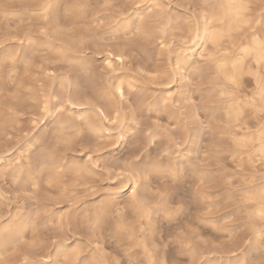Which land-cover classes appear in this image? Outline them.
<instances>
[{"label":"rangeland","instance_id":"1","mask_svg":"<svg viewBox=\"0 0 264 264\" xmlns=\"http://www.w3.org/2000/svg\"><path fill=\"white\" fill-rule=\"evenodd\" d=\"M40 1L0 0V230L13 220L25 222L0 250V264H70L59 253L62 244L86 246L90 250L83 255H99L104 264H124L126 258L141 264H261L264 220L256 210L264 202L251 196L264 185V104L249 103L254 75L242 78L238 101L220 97L224 86L215 77L212 58L219 53L235 56L248 46L250 33L260 28L264 0H250L256 6L254 18L219 42L208 39L195 46L180 44V29L169 38L163 31L168 17L181 27L189 20L197 27L203 24L204 0H168L174 5L169 15L145 23L139 20L145 12L133 4H168L52 0L54 14L43 15ZM243 24L250 26L237 33ZM61 40L70 42V56L79 50L87 68L81 69L69 55L61 56ZM65 78L74 82L70 91L88 103L83 106L87 112L100 101L99 92L113 93L122 106L121 118L108 122L101 117L91 129L87 114H80L78 102H71L62 88ZM181 92L186 95L177 99ZM232 103L242 106L238 121L226 117ZM64 117L78 126L60 133L57 122ZM50 148L60 160L56 174L44 162ZM117 160L129 164L125 172L137 162L154 160L167 170L159 182L150 177L147 188L142 182L135 187L141 203L150 207V221H136L138 210L130 206L133 184L108 175L113 172L109 162ZM107 199L126 204L133 235L111 221L107 233L84 224L83 212Z\"/></svg>","mask_w":264,"mask_h":264},{"label":"bare ground","instance_id":"2","mask_svg":"<svg viewBox=\"0 0 264 264\" xmlns=\"http://www.w3.org/2000/svg\"><path fill=\"white\" fill-rule=\"evenodd\" d=\"M38 0H36L37 2ZM141 1V0H140ZM241 2H246L249 3L250 0H207V6L205 7L206 10V15L205 18L203 17L204 20L207 21L208 24V28H207V39L213 40V33L217 34V38H218V42L219 40H221L222 37H224V35L226 33H228L229 31H232L233 28L239 26L240 23L244 22V20L240 19L237 14H236V9L235 7H228L229 4L232 5H236L239 4ZM60 3V2H59ZM86 3V2H85ZM157 3V2H156ZM155 3V4H156ZM159 3V1H158ZM72 4V3H71ZM88 4V3H87ZM58 5V4H57ZM220 5H224V7H221ZM40 6L39 8H41L43 15H49L51 12H53L52 9V0H41L40 1ZM79 7V6H78ZM87 7V6H86ZM67 8V7H66ZM61 10V9H60ZM33 12V10H32ZM35 12V11H34ZM62 12V11H61ZM78 13V12H77ZM82 12H80L81 15ZM85 13V12H84ZM27 14V13H26ZM54 14V12H53ZM172 15V14H171ZM56 16V15H55ZM60 17V16H59ZM64 17V16H63ZM179 16H177L176 18H178ZM163 18V17H162ZM166 18V17H165ZM260 18V17H259ZM161 19V18H160ZM203 20V21H204ZM61 21V20H60ZM163 21V20H162ZM202 21V22H203ZM64 22V21H63ZM146 22V21H145ZM144 22V23H145ZM161 22V21H159ZM204 23V22H203ZM198 24V23H197ZM249 24V23H248ZM156 25H160V24H156ZM166 29L163 31L164 36H166V38L168 36H172L176 33L177 29L183 30V27H181V25H179V23L177 22V20L175 18L172 17H168L167 18V22H166ZM244 25V24H243ZM161 26V25H160ZM74 27V26H73ZM146 27V26H145ZM199 28V27H197ZM253 28V27H251ZM250 28V29H251ZM256 28V27H254ZM179 30V31H180ZM252 31V30H251ZM181 32V31H180ZM24 33V32H23ZM58 33V32H57ZM67 34V33H64ZM63 35V34H62ZM68 35V34H67ZM248 37V36H247ZM246 37V39H247ZM59 38V37H58ZM66 38V37H65ZM169 38V37H168ZM257 37H253L252 39H256ZM173 39V38H172ZM175 40H177L178 38L174 37ZM34 40V39H33ZM77 40V39H76ZM167 41V39H165ZM52 41V40H51ZM61 45L58 46L57 51L61 54V56H67L69 55V57H71V59L75 60L77 65L80 66L81 69H85L88 67V63L86 61H83L82 59L79 58V50H76L75 52H77L76 55H71V52H73L74 50L72 49L70 42L68 41H63L61 40ZM78 41V40H77ZM76 41V42H77ZM172 41V40H171ZM168 42V41H167ZM223 42V41H222ZM24 43V42H22ZM32 43V42H31ZM58 43V42H57ZM171 43V42H170ZM27 44V43H25ZM162 44V43H160ZM172 44V43H171ZM246 44V43H245ZM84 46V45H83ZM169 47V46H168ZM222 47V46H221ZM249 47V44L248 46ZM244 47V48H247ZM240 48V47H239ZM7 50V49H6ZM14 50V49H13ZM83 50V49H82ZM15 51V50H14ZM17 51V50H16ZM7 52V51H6ZM9 52V51H8ZM23 52V50H22ZM17 53V52H16ZM21 53V52H20ZM25 53V52H24ZM120 53V52H119ZM112 54V53H111ZM6 55V54H5ZM18 55V54H17ZM24 55V54H23ZM117 55V54H116ZM12 56V55H11ZM14 56V55H13ZM119 58H121V55H118ZM5 57V56H4ZM56 57V56H55ZM108 57V56H107ZM236 59H241L243 58V53L242 51L239 50V54L235 55ZM10 58V56H9ZM57 58V57H56ZM62 58V57H61ZM110 59V58H109ZM118 59V58H117ZM13 60V58H12ZM20 60V59H19ZM65 60V59H64ZM86 60V59H85ZM91 60V59H90ZM255 57H252L250 59H244V65H245V70L248 68L251 69V72L253 71L252 68L254 70H256L257 72L259 71V67L254 63ZM107 63V62H106ZM110 60H109V64H110ZM169 63V62H168ZM72 64V63H71ZM75 64V63H74ZM91 64V61H90ZM108 64V63H107ZM180 64V63H179ZM182 66V65H181ZM172 67V65H171ZM180 67V66H179ZM186 67V66H185ZM79 70V69H78ZM173 72V69H171ZM255 71V72H256ZM58 76V75H57ZM54 76V79L55 77ZM65 76V75H64ZM108 76V75H107ZM120 77V76H118ZM108 78V77H107ZM255 78V76H254ZM59 79V78H58ZM72 79H74L72 77ZM77 79V78H76ZM256 79V78H255ZM62 80V79H61ZM109 80V79H108ZM117 80V79H116ZM121 80V79H120ZM210 80V79H209ZM54 81V80H53ZM76 81V80H75ZM206 81V79H205ZM116 82V81H114ZM76 83V82H75ZM107 83H109L107 81ZM215 83V82H213ZM53 84V83H52ZM56 84V83H55ZM58 84V83H57ZM116 84V83H115ZM152 84V83H151ZM74 85V82L69 79V78H65L62 82H61V86L62 88H65L69 98L71 100V102H78L77 104H79V108L80 109V114H84L86 113L87 115L85 116V121L86 123L90 126L91 129H95V123L96 120H100L101 117L106 118V120L109 119L108 122H110L111 119L115 120V119H119L121 118V107H119L120 105H118L117 103H115V99L113 97V93L111 92H99L98 98H99V102H96L93 105H90V107L92 108L91 112H87V110H85V108L83 106L88 105V103H83L80 100V96L78 94L77 91H70V87H72ZM110 85V84H109ZM136 85V84H135ZM206 85V84H205ZM8 86V85H7ZM146 86V85H145ZM157 86V85H156ZM163 86V85H162ZM48 87V86H46ZM52 87V86H51ZM50 87V88H51ZM57 87V86H56ZM112 87V86H111ZM136 87V86H135ZM114 88V87H113ZM157 88V87H156ZM223 88V87H222ZM73 89V88H72ZM80 89V88H79ZM117 91H121L120 94L123 92L122 86L120 84L117 85L116 87ZM48 90V88L46 89V91ZM53 90V89H52ZM56 90V89H55ZM132 90V89H131ZM41 91V90H40ZM62 91V90H61ZM60 91V92H61ZM116 91V90H115ZM116 91V92H117ZM133 91V90H132ZM153 91V90H152ZM255 91V90H254ZM48 92V91H47ZM47 92L45 94H47ZM57 92V91H56ZM175 92V91H174ZM210 92V91H209ZM220 93V91H219ZM50 94V93H48ZM54 94V93H52ZM51 94V95H52ZM59 94V93H58ZM56 94V95H58ZM90 94V93H89ZM92 94V93H91ZM90 94V95H91ZM61 95V94H60ZM67 95V94H66ZM119 95V94H118ZM220 95V94H219ZM43 96V95H42ZM50 96V95H49ZM47 97V96H46ZM88 97V96H87ZM50 98V97H49ZM97 98V99H98ZM154 98V97H153ZM43 99V98H42ZM68 99V98H67ZM96 99V100H97ZM121 99V98H120ZM150 99V98H149ZM230 99H232L230 97ZM60 100V99H59ZM69 100V99H68ZM237 100V99H236ZM55 101V100H54ZM159 101V100H158ZM223 101V100H222ZM238 101V100H237ZM248 101V100H247ZM70 102V101H69ZM46 103V102H45ZM157 103V102H156ZM160 103V102H159ZM178 103V102H177ZM43 104V103H42ZM120 104V103H119ZM34 105V104H33ZM74 105V104H73ZM43 106V105H42ZM264 106V105H263ZM74 107V106H73ZM76 107V106H75ZM89 107V106H88ZM161 107V106H160ZM78 108V106H77ZM157 108V107H156ZM44 109V108H43ZM165 109V108H164ZM264 109V108H263ZM76 110V109H75ZM127 110V109H126ZM256 110V109H255ZM48 111V109H47ZM46 111V112H47ZM51 111V110H50ZM68 112V111H67ZM123 112V110H122ZM243 109L242 106H240L238 103H232L227 105L226 107V117L229 120L232 121H238L240 120V116L242 115ZM128 113V112H127ZM123 115H125V113H123ZM181 115V114H180ZM63 117V116H62ZM129 117V116H128ZM223 117V116H222ZM225 117V116H224ZM102 119V118H101ZM103 122V121H102ZM101 122V123H102ZM124 122V120H122V123ZM221 122V121H220ZM229 122V121H228ZM85 123V122H84ZM57 131H59L60 133H65L66 130L72 128V127H77L78 124L77 123H72L70 122L67 118H62L59 119L57 122ZM104 123H102L101 125H103ZM85 125V124H84ZM235 125V123H234ZM81 126V125H80ZM105 126V125H104ZM83 127V126H82ZM107 127V126H106ZM122 127V126H120ZM119 127V128H120ZM56 129V128H55ZM101 129V128H100ZM132 129V128H131ZM109 130V129H108ZM225 130V129H224ZM264 130V129H263ZM70 131V130H69ZM106 131V130H105ZM262 131V130H261ZM100 132V131H99ZM114 132V131H113ZM116 132V131H115ZM245 136V135H244ZM261 137V136H260ZM263 137V136H262ZM190 138V137H189ZM256 138V137H255ZM53 139V138H52ZM259 138H257L258 140ZM242 140V139H241ZM263 140V139H261ZM59 141V140H58ZM237 141V140H236ZM252 141V140H251ZM241 142V141H240ZM253 142V141H252ZM251 143V142H249ZM263 143V142H261ZM51 144V143H50ZM264 144V143H263ZM195 146V144H193ZM244 145V144H243ZM64 146V145H63ZM264 147V145H263ZM262 150V149H261ZM263 151V150H262ZM261 152V151H260ZM262 154V153H261ZM39 156V155H38ZM254 159V158H253ZM155 161V160H154ZM44 162L46 164V167L48 168V170L54 174L57 173V168L60 166V160L56 155V152L54 151V148H50L49 150H47V152L44 154ZM256 162V161H255ZM67 163V162H66ZM72 163V162H71ZM78 164V163H76ZM20 165V164H19ZM23 168V165H21ZM71 166V164H70ZM79 166V165H78ZM20 168V167H18ZM67 169V168H66ZM78 170H81L78 167ZM73 171V170H72ZM79 172V171H78ZM83 172V171H80ZM177 173V172H176ZM208 173V172H207ZM35 174V173H34ZM33 174V175H34ZM54 178V177H53ZM56 178V177H55ZM30 179V178H29ZM56 180V179H55ZM35 182V181H34ZM138 182H136L135 184H133L132 187V197H131V203L130 206L133 207L134 210H138L137 214H136V221L139 222L140 224L145 220V221H150L151 220V212H150V207L146 204L141 203V199L138 197L137 192H133V189H135L136 185ZM253 199L258 200L259 202H264V185L258 189L256 192H254L253 196H251ZM151 198V197H150ZM112 199V198H111ZM111 199H107L104 201H100L99 203H97L96 205L93 206L92 210H87L86 212H83L85 214L82 215V221L84 222V224H89L90 226L92 225V223L94 222V219L96 217V215L98 214L99 210H103L106 215L109 218V221H111L112 226L114 225L116 228L118 229H124V230H128L130 231L129 233L131 235L134 234V226H131L130 223L126 222V209L127 206L126 204H122V203H115V200H111ZM114 199V198H113ZM157 201V200H156ZM97 202V201H96ZM121 202V201H120ZM156 204V203H155ZM259 204V203H258ZM157 205V204H156ZM129 208V207H128ZM258 208V207H257ZM255 208V209H257ZM84 211V209H83ZM80 212V211H79ZM129 212V211H128ZM253 213V212H252ZM255 213V212H254ZM256 213H264V207H260L256 210ZM29 214V213H28ZM78 214V213H77ZM251 214V213H250ZM256 215V214H254ZM24 216V214H23ZM79 216V215H78ZM160 216V215H159ZM130 217V216H129ZM2 217H0L1 219ZM131 218V217H130ZM130 218H127L128 220ZM3 221V219H1ZM24 221V220H23ZM10 222V221H9ZM82 222V223H83ZM132 222V221H131ZM110 223V224H111ZM11 224V223H10ZM27 224V223H26ZM25 225V222L22 221H15L13 220V224L11 225H7L3 230H0V250L3 249V247L6 245V243L8 241H11L17 234H19L23 227ZM111 226V228H112ZM26 228V227H25ZM114 228V227H113ZM141 230V228H140ZM140 232V231H139ZM22 234V233H21ZM123 234V233H122ZM132 239V237H131ZM159 240V239H158ZM67 241V240H65ZM92 244V243H91ZM90 245V244H89ZM150 246V245H149ZM86 247V246H85ZM85 247L82 246H69L67 244H62V246H60V252L62 255L66 256L70 262V264H79V260L82 259L83 257L87 256L88 257V261H94V260H99V255H96L94 253L92 254H88V255H83V250H90V249H86ZM6 248V247H5ZM73 249H77L79 251V256H74L72 254V250ZM57 250V248H56ZM92 250V249H91ZM58 252V251H57ZM57 253V254H59ZM1 254V253H0ZM59 254V255H61ZM87 254V253H86ZM26 260V259H25ZM32 260V259H31ZM150 260V259H149ZM35 261V260H34ZM144 264V263H143ZM152 264V263H150Z\"/></svg>","mask_w":264,"mask_h":264},{"label":"snow or ice","instance_id":"3","mask_svg":"<svg viewBox=\"0 0 264 264\" xmlns=\"http://www.w3.org/2000/svg\"><path fill=\"white\" fill-rule=\"evenodd\" d=\"M162 3L168 4V0H161ZM207 6V0H204V4L201 7ZM224 7V5H220ZM132 7L136 8L138 11L145 12V15L139 17L141 23L145 21L151 22L157 19L159 16H168V9L174 7V5L168 4V8L161 7L160 4H153L151 2L144 3V7L140 8L139 5L133 4ZM228 7H235L237 16L244 20L249 21V18H254L255 13L253 11L255 5L251 3L241 2L236 5L229 4ZM190 18L192 17V13H186ZM261 20L258 21L260 23V28L257 29L256 32H251L249 36V40L246 41L249 43V47L242 48L241 51L243 53V58L236 59L235 56H230L227 53H219L216 57L212 58V65L215 77L219 82H221L224 86V90L220 91V97H231L233 99H237L238 95H242L241 92V81L244 76H255V91L248 98L250 104H255L259 101L261 104H264V7H261ZM250 25H241L240 28H237L235 31L240 33L245 27ZM207 28L208 24L205 20L203 24L199 26V29L196 25L192 24L189 21L184 22L183 30L180 32V35L184 37L180 44L183 46L193 45L195 46L199 41H203L207 39ZM140 29L138 27L135 28V33H139ZM257 32L260 33V36L256 39H252V37H257ZM214 42H218L217 34L213 33ZM161 47H167V45L161 44ZM239 54V52L237 53ZM255 57L254 63L259 67V71L256 73L246 72L244 59H250ZM206 57L201 56V59H205ZM195 63V61H193ZM248 83H252L250 79ZM122 95V93H121ZM173 95L170 92V96ZM186 93L181 92L177 94V99H183V96ZM47 103H45L44 108L47 110ZM203 123V122H201ZM162 127V126H161ZM111 147V145H109ZM96 152H102L104 149L97 148ZM108 155H113V153L109 152ZM100 157H98L99 159ZM91 160V156L89 157ZM112 164L113 172L109 173V176L115 175L119 181V183L124 184L125 180L120 179L121 177H126L128 183L135 184L136 182H142L144 188H147L150 184L149 178L151 180L160 181L161 174H167V170L163 169L160 164L156 161H148V162H137L135 167H132L129 172L123 171L124 168H128L129 164L124 161H110ZM98 168L99 165H96ZM121 168L122 170L119 173H116L114 169ZM155 186V185H153ZM135 192V189H133ZM261 219L264 220V213H260ZM93 228H97L107 233L110 228L109 218L103 210H99L96 215L94 222L91 225ZM72 254L74 256H79V251L77 249L72 250ZM264 255V253H262ZM67 259V258H65ZM53 264H56L54 261ZM79 264H104L103 259L88 261V257L85 256L79 260ZM111 264H118L117 261L113 260ZM124 264H141V262L128 259L124 260ZM156 264H168L167 261L158 260ZM251 264V262H250ZM261 264H264V260L261 261Z\"/></svg>","mask_w":264,"mask_h":264}]
</instances>
